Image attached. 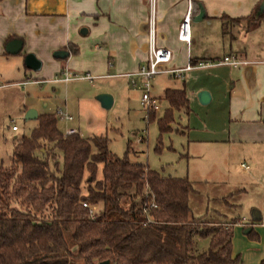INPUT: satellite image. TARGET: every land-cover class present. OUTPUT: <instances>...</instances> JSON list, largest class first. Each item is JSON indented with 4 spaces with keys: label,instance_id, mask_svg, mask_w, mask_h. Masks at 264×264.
Wrapping results in <instances>:
<instances>
[{
    "label": "trees",
    "instance_id": "16d2710c",
    "mask_svg": "<svg viewBox=\"0 0 264 264\" xmlns=\"http://www.w3.org/2000/svg\"><path fill=\"white\" fill-rule=\"evenodd\" d=\"M260 2L245 17H222L224 33L264 19ZM163 98L168 106L160 117L147 113L159 132L170 129L175 111H189L184 88H167ZM56 123L55 113L39 114L29 135L13 143L9 162L0 163V264L237 261L230 228L193 215L187 177L162 175L130 161L128 149L113 154L106 136L64 134ZM151 199L156 207L144 212ZM83 202L94 207L92 215ZM197 236L208 238L202 252L195 249Z\"/></svg>",
    "mask_w": 264,
    "mask_h": 264
},
{
    "label": "crops",
    "instance_id": "0c3cea01",
    "mask_svg": "<svg viewBox=\"0 0 264 264\" xmlns=\"http://www.w3.org/2000/svg\"><path fill=\"white\" fill-rule=\"evenodd\" d=\"M187 1L155 0V42L170 49L168 67L230 54L247 61L238 66L204 67V83H197L196 91L206 90L210 100L221 93L226 96L227 129L222 137H205L201 141L221 152L215 163L227 162L228 165L231 156L238 153L246 157L251 165L242 161L248 166L242 168L250 172L248 180L261 193L259 205L251 206L248 215H243L245 218L230 217L234 220L230 223L225 219L228 215L224 210L238 205L231 198L246 191L242 183L245 181L219 180V183H227L225 191L208 199H221L225 209L213 207L212 212L206 211L202 218L230 228L231 256L238 253L240 257L236 264H259L264 260V64L261 63L264 60V19L250 27L227 26L225 33L222 25V17L249 15L259 0H191L194 6L189 43L177 38ZM148 16V0H0V86L17 82L28 84L29 72L38 73L45 67L50 69L52 82L66 83L75 76L81 80L92 76L121 79L130 85L126 74L135 72L147 58ZM12 42L18 43V51L8 49ZM56 52L65 55L56 56ZM27 54L39 61L37 69L25 65ZM195 69L200 68L186 71L182 79L167 73L157 74L151 81V90L154 81L156 83L161 76L162 97L167 88H184L190 101L189 94L193 91L191 87L187 89L185 81L188 75L197 76ZM65 76L68 79H64ZM35 112L34 120L41 114ZM155 118H158L156 114ZM194 192L197 190L193 188L189 195L190 208ZM240 230L252 234L245 239ZM237 236L243 239V247H235Z\"/></svg>",
    "mask_w": 264,
    "mask_h": 264
},
{
    "label": "rangeland",
    "instance_id": "374dc122",
    "mask_svg": "<svg viewBox=\"0 0 264 264\" xmlns=\"http://www.w3.org/2000/svg\"><path fill=\"white\" fill-rule=\"evenodd\" d=\"M204 70L206 68L195 69L193 72H198L197 76L186 77L187 89L191 87L193 91L192 95L189 94V112L175 111L170 129L163 132H159L156 119L147 118V113L140 104L139 87H133L124 80L92 76L81 80L75 76L76 78L66 83L52 82L48 67L38 73L30 71L26 76L30 81L28 84L17 82L0 86V163L9 162L15 140L29 135L35 126L36 120L25 118L29 109L41 114L54 113L60 109L72 116L71 120L57 117L56 125L61 132L69 127L77 130L83 137L106 136L109 139L108 149L113 154L122 156L128 149V157L132 162L147 165L165 176L187 177L197 190L192 193L190 200L195 217H205L206 211L211 213L213 207L225 209L221 199H208L226 188L227 183H219V180H244L242 183H245L243 187L246 191L231 198L238 205L224 210L228 221L230 217H244L248 215L251 206L259 205L261 193L248 180L250 172L239 165L242 161L251 165L246 157L238 153L231 156L228 165L227 162L215 163L214 160L219 161L221 152L209 146L210 143L201 141L205 137H222L227 129L226 96L222 93L220 96L215 95L206 104L198 100L196 85L204 83ZM34 78L42 80L35 81ZM162 78L160 76L156 83L154 81L150 91L158 105L154 111L156 117L162 115L167 105L161 94ZM103 92L112 96L113 102L109 108L102 107L97 99V95ZM13 124L17 127L15 131L11 129ZM239 232L245 239L251 235L244 234L242 230ZM241 237L235 238L237 248L244 246ZM207 247L208 238L195 237L197 252H202ZM235 257L237 261L233 264L240 260L238 253Z\"/></svg>",
    "mask_w": 264,
    "mask_h": 264
},
{
    "label": "built area",
    "instance_id": "2783aa9c",
    "mask_svg": "<svg viewBox=\"0 0 264 264\" xmlns=\"http://www.w3.org/2000/svg\"><path fill=\"white\" fill-rule=\"evenodd\" d=\"M149 16L147 20V58L142 62L138 69L133 73L126 74L129 77V83L133 87H139L141 90L140 104L142 108L148 113V111H155L158 108L156 99L151 95V81L157 74L167 73L174 78L182 79L184 73L194 68H204L213 65H231L238 66L240 64L247 63L236 54L224 55L218 59L211 60H199L195 63L190 61L181 67H168L167 64L171 59L170 49L162 46H158L155 42V0H148ZM193 2L187 1V10L178 24L177 38L186 43L190 42V17L193 10ZM264 64V60L261 61ZM88 77V76H86ZM64 79H68L65 76ZM56 117L64 118L66 120L72 117L66 113H63L60 109L55 112ZM147 115V114H146ZM16 125H12L11 129L16 130ZM75 132L74 129H66L64 134ZM243 168H248L245 163L240 164ZM89 208V212L92 215L94 207L89 206L86 203H82ZM156 204L153 199L145 205L143 211L146 212V208H154Z\"/></svg>",
    "mask_w": 264,
    "mask_h": 264
},
{
    "label": "water",
    "instance_id": "95a60500",
    "mask_svg": "<svg viewBox=\"0 0 264 264\" xmlns=\"http://www.w3.org/2000/svg\"><path fill=\"white\" fill-rule=\"evenodd\" d=\"M264 9V0H261L260 4H259V11L258 12H262ZM8 49L11 52H16L19 50V45L17 42H12L9 46ZM56 56H64L65 54H63L62 52H56L55 53ZM24 63L28 68L31 69H37L39 67V61L35 58L34 55L32 54H27L24 58ZM97 99L100 103V105L104 108H109L112 104V96L109 93H99L97 95ZM198 100L200 103L202 104H206L209 102L210 100V95L206 90H201L198 92ZM36 116V112L34 109H29L26 112L25 118L27 119H32L35 118ZM100 264H108L107 261L101 262Z\"/></svg>",
    "mask_w": 264,
    "mask_h": 264
}]
</instances>
